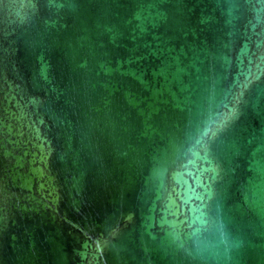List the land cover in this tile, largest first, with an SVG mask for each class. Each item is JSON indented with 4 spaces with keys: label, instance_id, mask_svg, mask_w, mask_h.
Here are the masks:
<instances>
[{
    "label": "water",
    "instance_id": "1",
    "mask_svg": "<svg viewBox=\"0 0 264 264\" xmlns=\"http://www.w3.org/2000/svg\"><path fill=\"white\" fill-rule=\"evenodd\" d=\"M0 264H264V0H0Z\"/></svg>",
    "mask_w": 264,
    "mask_h": 264
},
{
    "label": "snow or ice",
    "instance_id": "2",
    "mask_svg": "<svg viewBox=\"0 0 264 264\" xmlns=\"http://www.w3.org/2000/svg\"><path fill=\"white\" fill-rule=\"evenodd\" d=\"M229 118H230V117H229ZM227 123H228V120L225 119L224 121L220 122V124L218 125L216 131H212V129L209 128V129L205 130V132H204L203 135H204V136H208V133L211 132L212 136L215 137V135H216L219 131H221L224 127H226ZM198 142H199V141H198ZM204 148H205V154H204V157H203V158L207 161V157H208L207 144L204 145ZM205 171H207V169H205ZM198 198H199V197H198ZM193 211L195 212L196 209H193Z\"/></svg>",
    "mask_w": 264,
    "mask_h": 264
}]
</instances>
